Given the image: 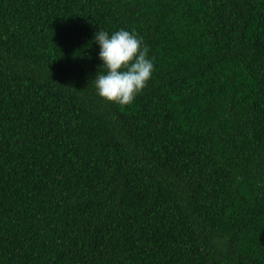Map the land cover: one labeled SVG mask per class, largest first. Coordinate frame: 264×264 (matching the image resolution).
Returning <instances> with one entry per match:
<instances>
[{
    "label": "trees",
    "instance_id": "1",
    "mask_svg": "<svg viewBox=\"0 0 264 264\" xmlns=\"http://www.w3.org/2000/svg\"><path fill=\"white\" fill-rule=\"evenodd\" d=\"M0 264H264V0H0Z\"/></svg>",
    "mask_w": 264,
    "mask_h": 264
},
{
    "label": "clouds",
    "instance_id": "2",
    "mask_svg": "<svg viewBox=\"0 0 264 264\" xmlns=\"http://www.w3.org/2000/svg\"><path fill=\"white\" fill-rule=\"evenodd\" d=\"M103 64L95 76L97 94L109 102L128 105L151 78L154 65L148 46L134 32L119 29L109 36L100 30L94 35ZM106 70V71H105Z\"/></svg>",
    "mask_w": 264,
    "mask_h": 264
}]
</instances>
